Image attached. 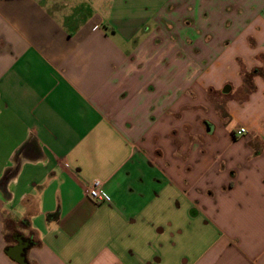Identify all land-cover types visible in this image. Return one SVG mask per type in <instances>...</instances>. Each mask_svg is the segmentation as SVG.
<instances>
[{
	"label": "crops",
	"instance_id": "obj_1",
	"mask_svg": "<svg viewBox=\"0 0 264 264\" xmlns=\"http://www.w3.org/2000/svg\"><path fill=\"white\" fill-rule=\"evenodd\" d=\"M0 264H264V0H0Z\"/></svg>",
	"mask_w": 264,
	"mask_h": 264
},
{
	"label": "built area",
	"instance_id": "obj_2",
	"mask_svg": "<svg viewBox=\"0 0 264 264\" xmlns=\"http://www.w3.org/2000/svg\"><path fill=\"white\" fill-rule=\"evenodd\" d=\"M246 133L244 128H239L236 135H243ZM86 194L88 198L96 203H104L107 200L103 189V182L100 180H93L87 188Z\"/></svg>",
	"mask_w": 264,
	"mask_h": 264
},
{
	"label": "rangeland",
	"instance_id": "obj_3",
	"mask_svg": "<svg viewBox=\"0 0 264 264\" xmlns=\"http://www.w3.org/2000/svg\"><path fill=\"white\" fill-rule=\"evenodd\" d=\"M227 101H229L230 103H232L230 106H231V109L233 110V112H234V103H235V102L240 103V99H239V98H238L237 100H234V98H233V99L230 98V99H228ZM224 103H226V102L223 101L222 104H224ZM221 108H225V109H226V104H225V106L220 107V109H221ZM226 111H229V110H226ZM224 118H225V117H223V116H220V117H219V120H220V123H221V124H225V123H227V121H225Z\"/></svg>",
	"mask_w": 264,
	"mask_h": 264
}]
</instances>
